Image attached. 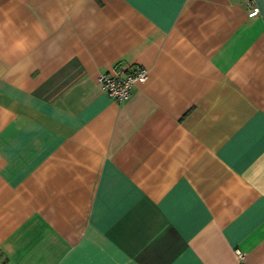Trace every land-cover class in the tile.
Segmentation results:
<instances>
[{"label":"crops","instance_id":"1","mask_svg":"<svg viewBox=\"0 0 264 264\" xmlns=\"http://www.w3.org/2000/svg\"><path fill=\"white\" fill-rule=\"evenodd\" d=\"M257 3L0 0V264H264Z\"/></svg>","mask_w":264,"mask_h":264},{"label":"built area","instance_id":"2","mask_svg":"<svg viewBox=\"0 0 264 264\" xmlns=\"http://www.w3.org/2000/svg\"><path fill=\"white\" fill-rule=\"evenodd\" d=\"M246 4L249 8V16L252 17L260 13L257 0H246ZM147 78V68L137 64L129 69L114 66L111 71L99 75V82L110 96L119 101H125L130 98L135 82L145 81Z\"/></svg>","mask_w":264,"mask_h":264}]
</instances>
